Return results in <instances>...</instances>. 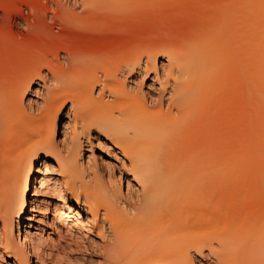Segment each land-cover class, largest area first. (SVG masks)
<instances>
[{
	"label": "bare ground",
	"instance_id": "1",
	"mask_svg": "<svg viewBox=\"0 0 264 264\" xmlns=\"http://www.w3.org/2000/svg\"><path fill=\"white\" fill-rule=\"evenodd\" d=\"M7 1L0 46L14 42ZM74 1L13 19L23 54L18 72L0 67V249L45 264L51 209L48 226L105 264H195L203 250L213 264H264V0ZM172 13L179 36L161 40ZM159 58L168 97L148 101L121 79L157 78ZM92 132L120 155L117 178L82 162Z\"/></svg>",
	"mask_w": 264,
	"mask_h": 264
},
{
	"label": "rangeland",
	"instance_id": "2",
	"mask_svg": "<svg viewBox=\"0 0 264 264\" xmlns=\"http://www.w3.org/2000/svg\"><path fill=\"white\" fill-rule=\"evenodd\" d=\"M60 1L65 6H81L79 2H75L74 0H60ZM213 1L214 0H211V2ZM7 2H8L7 6L8 7L12 6V9L14 11L13 15H11V21H10L12 24L10 33L14 36L13 37L14 42L9 44L8 41H5L3 42L4 44L2 43V45L0 46V67L4 69L8 74H14L18 72L20 67L22 66L21 56L23 54V46H22L23 44H21L22 39L19 36V34L21 35L24 34L22 29L19 28L15 22L18 20V18L25 19V20H31V15L29 13L27 6H52V5L50 4L47 5L46 0H31L30 3H25L22 0H8ZM190 5H191L190 2L187 1L186 6H190ZM126 7L129 8L131 6H126ZM172 14H170L168 20L164 24L154 27L157 35H159V37L162 36L161 40H165V41H171L172 39L176 40V38L179 36L178 32L182 26L181 21L180 19L176 18L174 13ZM1 15L2 13L0 11V21L2 20L3 24L7 23L5 22V19ZM13 19L16 21L14 22ZM48 23L50 25L53 24L51 20H48ZM4 31H6V29ZM161 63L163 65V68L161 66ZM165 67H166V62L162 60V58H159V62H158L159 69L157 73V78L152 79L153 76H151L149 79L145 80L142 84L138 75L136 73H133L131 75L130 74L125 75L124 78H122L121 80H125L126 84L132 91L138 90L139 87H142L148 101H150V99L152 100L163 99L165 101L166 98L168 97V91H169V86H170L167 83L166 78L164 77V73L166 72ZM37 88L38 86L36 85H33L31 87L32 91H34ZM26 97L27 99L31 98V100L33 101L34 100L40 101L39 97L37 98V96L31 95L30 93L27 94ZM65 111L66 110H63L58 117V120H57L58 132L60 131L62 123L66 120V117L64 115ZM68 133L69 134L71 133L70 130L68 131ZM57 137L58 139H61V135L59 133L57 134ZM101 138L102 137L99 136L100 142L98 143L95 139L94 132L91 133V145L87 146L84 143L83 149H82L81 160L84 164H90L91 166L93 164L97 166H102L108 163L112 166V172L117 178L118 172L125 170L124 168L122 169L123 166H122V161H120V155L115 153L116 151H114V149L109 145V143L104 138L102 139ZM87 158H89V161ZM38 166H40V162H36L33 165L32 176L34 177L38 176L36 172V169L38 168ZM255 169H256V166L254 165L252 170H249V173L251 174L252 172H255L257 170ZM124 178H125V175L124 176L122 175V179H123L122 189L124 192H126V181ZM31 194H32V183H31V192L28 196L29 200L31 197H33L31 196ZM43 194H45L44 197H43ZM37 196L39 200H47V202H49L48 204L50 205V207H51V203L55 201L58 202L57 197L53 193L42 192V193H39V195L37 194ZM29 204H30L29 201H27L28 206ZM69 204H71L73 207H76V205L72 204V202L71 203L69 202ZM80 208H81V211H80L81 215L84 217V213H85L84 207L81 205ZM46 212H45L46 215L43 218L44 230L47 231L46 233H49V234L44 233V236L45 237L49 236L50 239H49V246L44 251V263L45 264H105L101 253H99V251L95 249L93 245H89L91 244V241L81 243V240H79L76 237L72 238L68 234L58 235L59 233L56 232V230H54L52 226L51 227L48 226L49 225L48 223H51L50 221L52 220L51 209L47 210ZM26 215L27 217L28 215L30 216L31 221L25 220V222H29L32 225H36L37 224L36 221L40 218L39 212L37 210L33 212L26 211L24 215V219ZM14 232H15V235L17 236L16 227L14 229ZM212 260L213 259L211 258V256L208 255V252L206 250H203L201 255L194 257L195 264H213ZM0 264H14V260L12 258H9L7 254L3 253L1 249H0Z\"/></svg>",
	"mask_w": 264,
	"mask_h": 264
}]
</instances>
